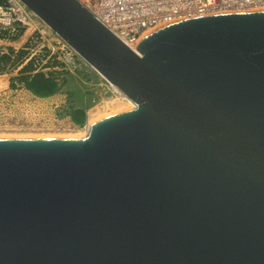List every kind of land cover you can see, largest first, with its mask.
Segmentation results:
<instances>
[{"label":"water","instance_id":"obj_1","mask_svg":"<svg viewBox=\"0 0 264 264\" xmlns=\"http://www.w3.org/2000/svg\"><path fill=\"white\" fill-rule=\"evenodd\" d=\"M20 1L133 105L0 136V264H264V9L132 49L77 0Z\"/></svg>","mask_w":264,"mask_h":264},{"label":"built area","instance_id":"obj_2","mask_svg":"<svg viewBox=\"0 0 264 264\" xmlns=\"http://www.w3.org/2000/svg\"><path fill=\"white\" fill-rule=\"evenodd\" d=\"M77 1L132 49H135L138 41L146 34L180 20L218 13L264 9L262 8L264 6V0ZM31 15L35 14L20 0H0V34H4V36H0V41L8 42L10 37L16 34L18 27L30 24V21L33 20ZM5 31L6 34L3 33ZM15 51H17V48ZM34 55V53H31L26 60L31 57L34 59ZM49 59L52 60L49 61ZM81 60L83 59L63 39L59 38L55 40L54 48L48 53L46 59L43 60V64L39 67L41 69L38 70L42 71L46 76L52 72H56L54 75L56 80L63 82L62 79H65L64 77L67 72H73L80 68ZM54 61L56 63L52 65ZM5 75H7L6 72H0V87L3 86V91H0V96L11 94L15 96L18 88L15 90V88L10 87V82L5 78ZM100 77L104 82L100 83V88L104 93L110 92L113 95V91L108 85L109 82L102 76ZM25 94L26 96H21L20 98L27 103L47 101L43 107L63 106L59 100H55L54 98H41L28 91Z\"/></svg>","mask_w":264,"mask_h":264},{"label":"rangeland","instance_id":"obj_3","mask_svg":"<svg viewBox=\"0 0 264 264\" xmlns=\"http://www.w3.org/2000/svg\"><path fill=\"white\" fill-rule=\"evenodd\" d=\"M31 18L33 19L30 21V24L25 25V30L22 33V35L19 36L17 39H9L8 42H1L0 41V50H7L8 46H12L14 49L17 48L19 50L20 48H24L26 50V53L24 55V60L28 58V56L31 53H34L35 58L33 59V67L34 70L41 69L39 68L43 64V60L46 59L48 53L54 48L55 40L59 39L60 37L49 27L47 26L39 17L35 15H31ZM29 38V39H28ZM27 40V46L24 47V42ZM37 58V59H36ZM37 61H36V60ZM52 59H49L51 61ZM83 60H81L82 62ZM85 63V62H84ZM86 67L91 68L87 63H85ZM92 69V68H91ZM2 73L6 72L7 75H5V78L8 79L10 82L11 78L14 76H17L18 70L16 68L14 69H5L4 71H1ZM81 72L79 70L73 71V72H67L66 73V82H65V91L66 96L65 98V106L71 108V106H82V109L86 110V119L85 122L81 125L79 124H64L60 130H56L53 134H59V133H74V132H80L84 131L83 127L87 124L88 121V109L95 106L96 104L100 103L104 98H108L112 94L110 92L104 93V91L100 88V85L97 86V84H92L91 80L90 83H83L81 79L77 77ZM91 78V77H90ZM88 78V79H90ZM101 78V77H100ZM16 87L18 88L17 94L15 95L17 97V102H23L21 99L18 100V97L26 96L25 93H27L25 87L22 84H19ZM11 87V85L9 84ZM3 86L0 87V91L2 90ZM13 88V87H12ZM4 97V96H0ZM59 100V97L57 98ZM49 101V100H48ZM6 102V101H2ZM47 101H40L39 103H29L34 106H44ZM69 122V121H65ZM49 134V133H48ZM52 134V133H50ZM5 135H25L21 133L17 134H5Z\"/></svg>","mask_w":264,"mask_h":264},{"label":"flooded vegetation","instance_id":"obj_4","mask_svg":"<svg viewBox=\"0 0 264 264\" xmlns=\"http://www.w3.org/2000/svg\"><path fill=\"white\" fill-rule=\"evenodd\" d=\"M16 99L13 94L0 97V134H53L64 124H77L71 117L69 107H38L23 101L20 97L18 100L21 99L23 102L16 103ZM3 100L6 102H2Z\"/></svg>","mask_w":264,"mask_h":264},{"label":"trees","instance_id":"obj_5","mask_svg":"<svg viewBox=\"0 0 264 264\" xmlns=\"http://www.w3.org/2000/svg\"><path fill=\"white\" fill-rule=\"evenodd\" d=\"M24 30V26L18 27L16 34L11 36V39L19 38V36L22 35V33L24 32ZM3 33L6 34V31ZM0 36H4V34H0ZM24 43V47H26L27 40ZM25 53L26 50L24 48H20L19 50L14 51V48L12 46H8L7 51L0 50V72L7 69V67L9 69H14L22 64L18 71L22 72L23 74L11 78V87H16V82H19V84H22L33 94L41 97L51 95L58 91L60 86L58 85V81L56 80L54 75L50 74L46 76L40 70H37L32 73V71L34 70L33 57L25 61ZM55 63V61L52 62V65H55ZM71 117L75 123L81 125L85 122L86 111L85 109L74 108L73 106H71Z\"/></svg>","mask_w":264,"mask_h":264},{"label":"crops","instance_id":"obj_6","mask_svg":"<svg viewBox=\"0 0 264 264\" xmlns=\"http://www.w3.org/2000/svg\"><path fill=\"white\" fill-rule=\"evenodd\" d=\"M14 51H15V49H14ZM26 61V60H25ZM89 65V64H88ZM22 66V64L21 65H19L16 69L18 70L20 67ZM90 66V65H89ZM91 67V66H90ZM77 70H79L81 73L79 74V75H77V77L79 78V79H81V81L84 83H87L89 80H91L92 82V84L94 85V84H97V86L98 85H100V83H104L103 82V80L100 78V76L95 72V70H93V69H91V68H88V67H86V65H85V63H84V61H82L81 62V66H80V68L79 69H77ZM36 70H33L32 71V73H34ZM55 73L56 72H52L51 74L52 75H55ZM21 74H23L22 72H18V74H17V76H20ZM66 77V76H65ZM64 77V78H65ZM91 77V78H90ZM88 78H90V79H88ZM63 80V82H58V85L60 86L59 87V89H58V91H56L55 93H53V94H51V95H48V96H44V97H41V96H38V97H41V98H47V99H52V98H54L55 100L59 97V102L63 105V106H65V104H64V102H65V99H60V98H65V96H66V92L64 93L63 91H65V82L67 81L66 80V78L65 79H62ZM65 80V81H64ZM88 83H90V81L88 82ZM90 83V84H91ZM16 84H17V82H16ZM18 85V84H17ZM26 91H28V92H30L31 93V91H29V90H26ZM37 96V95H36ZM66 107V106H65ZM82 106H75L74 108H81ZM86 111V110H85Z\"/></svg>","mask_w":264,"mask_h":264},{"label":"bare ground","instance_id":"obj_7","mask_svg":"<svg viewBox=\"0 0 264 264\" xmlns=\"http://www.w3.org/2000/svg\"><path fill=\"white\" fill-rule=\"evenodd\" d=\"M262 8H264V6ZM0 84H1V82H0ZM108 85L110 86L111 90L113 91V95L109 96L108 98H104L100 103H98L95 106L88 109V111H87L88 112V121H87V124L83 127L84 131L74 132V133L70 132V133H59V134H25V135H13V136H82V135H85L87 132V129H88V125H89L90 114L99 106H102V105L107 104V103L114 101V100H121V99H124L130 106L133 105L132 101L129 98H127L124 94H122L115 86H113L110 83H108ZM0 136H12V135L0 134Z\"/></svg>","mask_w":264,"mask_h":264}]
</instances>
